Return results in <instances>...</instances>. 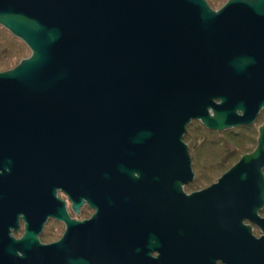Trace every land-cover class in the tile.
<instances>
[{"label":"water","instance_id":"95a60500","mask_svg":"<svg viewBox=\"0 0 264 264\" xmlns=\"http://www.w3.org/2000/svg\"><path fill=\"white\" fill-rule=\"evenodd\" d=\"M0 26L30 51L0 71V264H264V124L189 194L183 141L264 109V0H0Z\"/></svg>","mask_w":264,"mask_h":264},{"label":"rangeland","instance_id":"374dc122","mask_svg":"<svg viewBox=\"0 0 264 264\" xmlns=\"http://www.w3.org/2000/svg\"><path fill=\"white\" fill-rule=\"evenodd\" d=\"M226 1L227 0H206L208 5L214 10L220 8ZM19 45H22L26 52L18 61L30 54L29 49L20 39L14 37L7 29L0 26V59L5 57L7 50L10 48H17ZM263 123L264 109L260 111L257 119L252 125L240 126L222 132L210 131L196 120L188 124L186 133L189 135V138L187 139L184 136L183 141L189 148L194 178L184 187V190L187 193H191L208 187L210 184L214 183L222 173L227 171L242 154L253 151L256 146L258 127ZM235 146L242 150L238 154L231 156L234 158H231L228 164L220 165L223 158L226 157V154H229L227 152V147L233 148ZM260 215L264 217L263 210L260 211ZM246 223H248V221H246ZM49 226L52 228H48L49 230H45L44 233L42 232L41 239L44 238L42 237L43 235H47L46 238H44L45 241L41 240L42 243L53 242L62 230V227L57 223ZM53 227L58 228L57 232ZM253 232L257 236L260 233L256 226L253 227ZM14 236L17 237L16 234H14Z\"/></svg>","mask_w":264,"mask_h":264},{"label":"flooded vegetation","instance_id":"af4514ba","mask_svg":"<svg viewBox=\"0 0 264 264\" xmlns=\"http://www.w3.org/2000/svg\"><path fill=\"white\" fill-rule=\"evenodd\" d=\"M56 199L59 200V202H64L66 209L69 211V215L76 219L77 221H83L87 220L95 213L94 208H92L86 201V199L82 198V204L79 206L77 212H75L73 209H71L70 204L68 202L69 198L67 194L60 188H58L55 192ZM64 207V206H63ZM53 222L60 225L62 228H64V225L62 221H56L53 217L47 218V223ZM21 228V227H20ZM22 231V230H19ZM19 233V232H18ZM42 234V233H41Z\"/></svg>","mask_w":264,"mask_h":264},{"label":"bare ground","instance_id":"6f19581e","mask_svg":"<svg viewBox=\"0 0 264 264\" xmlns=\"http://www.w3.org/2000/svg\"><path fill=\"white\" fill-rule=\"evenodd\" d=\"M16 64H17V63H15L13 66H15ZM13 66H12V67H13ZM12 67H9V68H12ZM9 68H7V69H9ZM256 119H257V118H256ZM263 124H264V123H263ZM208 130H209V129H208ZM210 131H211V130H210ZM256 140H257V139H256ZM253 150H254V149H253ZM242 155H243V154H242ZM242 155H241V156H242ZM241 156H240V157H241ZM262 173H263V175H264V169L262 170ZM222 174H223V173H222ZM222 174H221V175H222ZM221 175H220V176H221ZM220 176H219V177H220ZM219 177H218V178H219ZM218 178H217V179H218ZM217 179H216V180H217ZM186 185H187V184H186ZM186 185H185V186H186ZM185 186H184V187H185ZM203 189H204V188H203ZM201 190H202V189H201ZM184 191H185V190H184ZM197 191H198V190H197ZM193 192H194V191H193ZM185 193H187V192L185 191ZM187 194H189V193H187ZM68 202H69V204H70L71 209H73V208H72V204H73L72 201L69 199ZM61 203H62L63 206H64V213H65V215L68 217V219H70V220H72V219H73V220H76V219H74L73 217H71V216L69 215V211L66 209V207H65V203H64L63 201H62ZM73 210H74V209H73ZM262 210H263V209H262ZM258 215L261 216V215H260V211L258 212ZM51 217H52V216H51ZM53 218H54V217H53ZM89 219H91V217H90ZM89 219H87V220H89ZM55 220H56V219H55ZM87 220H83V221H87ZM56 221H58V220H56ZM76 221H77V220H76ZM83 221H79V222H83ZM62 223H63V225H64V228H61L62 230L59 232L57 238H56L53 242H56L57 240H59V239L63 236V234L65 233V229H66V227H65V223H64L63 221H62ZM244 223H246V221H245ZM24 224H25V223H24L23 221L20 220V221H19V229H18V231L13 232V234H16L17 237H20V236L23 234ZM51 224L53 225V224H55V223H53V222H49V223H47V220H45L44 225H43V229H42L41 233H42V232L44 233L45 230L47 231V230L51 229L52 227L49 226V225H51ZM20 227H21V228H20ZM251 227H252V236L258 238V237L261 235V233H259V235L257 236V235L253 232V227H255V226H254L253 224H251ZM48 228H49V229H48ZM53 228H55L54 230L57 232L58 228H56V227H53ZM19 230H22V231H19ZM18 232H19V233H18ZM259 232H260V231H259ZM41 233L38 235V238H39V241L42 243L41 240L45 241L44 238H46L47 235H43L42 237H44V238L41 239V235H42ZM50 243H52V242H50ZM42 244H48V243H42ZM153 256H155V253H153ZM216 264H224V263H222V262H220V261H217Z\"/></svg>","mask_w":264,"mask_h":264},{"label":"trees","instance_id":"16d2710c","mask_svg":"<svg viewBox=\"0 0 264 264\" xmlns=\"http://www.w3.org/2000/svg\"><path fill=\"white\" fill-rule=\"evenodd\" d=\"M7 54L5 55V57H3L2 59H0V70L3 69H7L11 66H13L21 57L24 56L25 54V48L22 45H19L17 48H10L9 50L6 51ZM186 135H184L187 139L189 138V135L187 133H185ZM242 149L238 148V147H233V148H229L227 147V152L229 154H226V157L223 158L222 162L220 165H226V163L228 164L231 158L234 154H238ZM232 151V152H230ZM264 211V209H263Z\"/></svg>","mask_w":264,"mask_h":264}]
</instances>
